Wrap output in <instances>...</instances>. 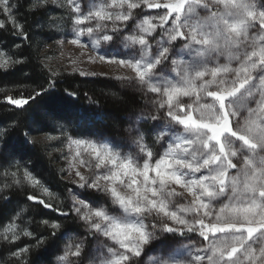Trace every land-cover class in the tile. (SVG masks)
I'll list each match as a JSON object with an SVG mask.
<instances>
[{
    "label": "snow or ice",
    "instance_id": "6c2138e0",
    "mask_svg": "<svg viewBox=\"0 0 264 264\" xmlns=\"http://www.w3.org/2000/svg\"><path fill=\"white\" fill-rule=\"evenodd\" d=\"M15 7L0 0V10L22 27L13 18ZM67 8L74 17L71 44H79L85 31L94 34L86 21L97 28L112 21L111 31L92 48L122 44L136 50L98 55L132 74L113 79L142 93L145 109L123 129L122 139L134 145L131 154L72 139L64 122L45 113L63 137L49 138L75 146L74 158L89 174L75 171L68 211L67 205L27 195L28 202L58 211L62 219L21 228L16 213L12 227L4 229L11 235L0 238V248L9 253L6 264H32L33 254L62 238L54 258L38 264H264V0H104L87 15L77 0H67ZM18 63L11 59L0 68L7 73ZM54 87L40 86L27 99L7 97V103L22 109ZM13 128L0 131V169L16 167L15 177L23 167L33 188L56 198L17 158L24 146L12 142ZM29 134L23 135L34 147ZM17 186L19 179L5 188ZM81 189L100 194L106 205L80 198ZM182 197L191 199L182 203ZM73 219L85 229L83 236L64 232ZM22 238L26 247L17 244Z\"/></svg>",
    "mask_w": 264,
    "mask_h": 264
},
{
    "label": "trees",
    "instance_id": "16d2710c",
    "mask_svg": "<svg viewBox=\"0 0 264 264\" xmlns=\"http://www.w3.org/2000/svg\"><path fill=\"white\" fill-rule=\"evenodd\" d=\"M29 0H19V12L24 21L23 34H18L9 30H0V38L6 41H16L21 45L18 49L19 63L15 68H10L7 73L0 69V131L11 130L13 143H22L23 149L17 154V158L27 162V168L31 174L41 181L52 194L58 197V201L51 202L40 195L28 183L14 188H5L2 182L4 178L0 171V227L8 223H13V217L20 213V217L15 221L17 225L27 224L29 229H34L37 223L45 219H62L58 211L45 209L43 206H35L34 202L27 201V195L33 194L45 202L54 206L67 205L63 207L68 211L71 207L69 200V190L71 184L63 180L57 167L47 155L42 145L34 142L35 146L25 142L24 132L28 126H40L43 132H51L55 129V124L47 123L44 119L46 112L52 114L64 122L70 134L76 136H119L125 127L126 117L139 110L144 103L142 95L133 90H122L119 83L112 78L100 76H79L76 74H66L61 77H52L38 62L37 54L33 48L32 26L36 18V13L31 11L28 5ZM47 81V83H46ZM50 84L55 87L46 93H42L34 100L29 101L22 109L7 103L6 98L11 97L27 99L34 96L40 86L45 88ZM3 90V93L1 92ZM4 89L8 91L4 93ZM68 92H75L76 95H68ZM19 91L20 94L15 93ZM101 113L102 120L91 118L87 122L90 114ZM89 123V124H88ZM48 128L53 129L44 131ZM22 162V163H23ZM10 184H13L11 182ZM9 198L7 200L3 197ZM86 197L98 200L100 197L86 193ZM21 209H24L21 211ZM67 235H84L85 229L80 226L78 220H69L64 226ZM88 240H93L88 237ZM64 242L62 238L59 242L49 247L41 254H33L32 264L38 261H50L54 258L55 252ZM19 247H26V238L17 241ZM12 251L16 248L8 245ZM9 253L0 248V264H6Z\"/></svg>",
    "mask_w": 264,
    "mask_h": 264
},
{
    "label": "rangeland",
    "instance_id": "374dc122",
    "mask_svg": "<svg viewBox=\"0 0 264 264\" xmlns=\"http://www.w3.org/2000/svg\"><path fill=\"white\" fill-rule=\"evenodd\" d=\"M8 2L10 4L16 5V7L13 9V18L15 19L16 24L22 27L14 26L12 21L9 20L8 16L5 15L2 10H0V21H3L5 24V27L0 28V30H3L5 32L11 30L20 34L24 30V21L22 20V15L19 12V0H8ZM77 2L80 3L84 15H87L89 10H95V7L102 6L104 0H77ZM38 3L42 4L43 7H34V5H37ZM108 3H111V0H108ZM28 5L31 11H34L36 13L34 25L32 26L33 48L37 54L38 62L49 75H51L52 77H61L62 75L66 74L79 75L81 71L85 73H95V75L87 76H100L112 79L113 77L118 75H132L128 70L120 68L118 64H109L104 61H100L98 53L100 51L101 53L118 55L119 53L126 52L131 55L136 54L135 49H125L122 44H117L115 47H113L111 44H108L104 45L101 49L92 48V44L94 42H96L98 39L102 40V35L105 34L106 31H111L113 26L112 21L99 22L102 25L99 28L96 27V22L86 21L85 26L91 25L94 27V34L89 36L85 31L84 35L79 38L80 43L77 45H73L70 43V41L76 38L73 35L74 17L69 16L67 0H57L56 3H53V0H47L46 4H44V0H29ZM116 11H119V9L114 10V15ZM144 11L155 12L156 10L145 8ZM20 45L21 44L19 42L6 41L0 38V53H3V55H0V64H3L5 61L11 63V59H15L21 62V59L19 58L18 54V49ZM18 64H16V66ZM0 69L5 70L3 68ZM73 69H75L76 71L74 72ZM113 80L117 81L116 79ZM117 82L119 83V87L122 90H133L142 95V93L137 91L136 88H133L131 86H123L119 81ZM7 91V89H4V93ZM1 92L3 93L2 89ZM15 94L19 95L20 92L17 91ZM144 109L145 101L143 103V106L139 110L126 117L124 128L128 127L130 120H134L135 117L139 116L141 111ZM91 118H94V120H102L103 116L99 112L96 114H90V116L87 118V122ZM28 127L29 128L25 131L31 132V134L28 135V139L30 141L37 142L42 145L47 155L51 158L52 162L57 167L61 178L71 184L70 190L74 189V182L78 179L75 176V171L79 169L85 175L89 174L88 169L80 167L78 160L74 158L75 146H72L70 148L66 140L61 143L59 142V140L49 138L57 137L63 139L58 124H55V129L51 132H43L40 126ZM66 131L69 137H71L72 139H83L92 141L96 140L100 143H108L115 150L121 152L122 154H131L134 151V145L131 144L130 141L122 139V136L124 135L123 132L119 136H72V134L69 133L67 126ZM23 138L25 142L28 143L24 135ZM0 171L2 172L3 178L5 179L4 182H2L3 185H9L11 182H14L15 180L19 179L22 182V185H24V183H28L33 188L31 183L24 179L25 169L23 167L19 169L18 175L15 177L12 176L11 173L17 171L16 167L4 168L0 169ZM42 185L45 186L43 183ZM34 189L37 193L44 196L47 200L51 202L58 201V197L55 194H53V196H55L56 198H52L49 196H45L41 187H37ZM78 191L80 193V198L87 200L90 204L106 205V201L102 198L100 194L86 189H81ZM86 193H90L91 195L98 196L100 198L98 200H92L86 197ZM190 199L191 197H187L186 199L182 197L181 202L187 203ZM69 200L71 205L72 200L70 196ZM115 211L118 212L119 210L117 209ZM12 225L13 223H8L3 227H0V238H2L5 234L9 236L11 235V232L5 233L4 229L6 227L11 228ZM19 226L23 228L27 226V224ZM71 236L75 237L76 234H72ZM72 242H75V240H73ZM65 243H68V241H65ZM95 244L96 242L93 238L91 245L93 249L95 248ZM150 255H158V253H150Z\"/></svg>",
    "mask_w": 264,
    "mask_h": 264
}]
</instances>
